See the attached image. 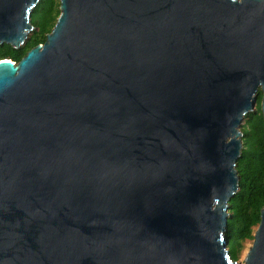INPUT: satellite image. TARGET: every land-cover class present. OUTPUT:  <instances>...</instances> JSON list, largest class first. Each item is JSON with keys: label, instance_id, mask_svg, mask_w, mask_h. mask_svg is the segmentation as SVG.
Segmentation results:
<instances>
[{"label": "water", "instance_id": "water-1", "mask_svg": "<svg viewBox=\"0 0 264 264\" xmlns=\"http://www.w3.org/2000/svg\"><path fill=\"white\" fill-rule=\"evenodd\" d=\"M40 0H0L19 49ZM0 60V264H240L241 123L264 121V0H59ZM243 264H264V207Z\"/></svg>", "mask_w": 264, "mask_h": 264}, {"label": "trees", "instance_id": "trees-1", "mask_svg": "<svg viewBox=\"0 0 264 264\" xmlns=\"http://www.w3.org/2000/svg\"><path fill=\"white\" fill-rule=\"evenodd\" d=\"M59 0H40L31 15L32 31L19 49L10 45L0 47V60L19 62L33 47L43 44L59 15ZM259 91L255 110L245 115L240 132L242 151L235 164L239 177L238 189L228 202L226 240L229 258L238 261L244 244L252 241L264 207V121L260 109Z\"/></svg>", "mask_w": 264, "mask_h": 264}, {"label": "rangeland", "instance_id": "rangeland-1", "mask_svg": "<svg viewBox=\"0 0 264 264\" xmlns=\"http://www.w3.org/2000/svg\"><path fill=\"white\" fill-rule=\"evenodd\" d=\"M251 244H252V241H247L245 244H244V249H243V251L241 252V256H240V258L238 259V263H240V264H243V261H244V258H245V256H246V253H247V251H248V248L251 246Z\"/></svg>", "mask_w": 264, "mask_h": 264}]
</instances>
